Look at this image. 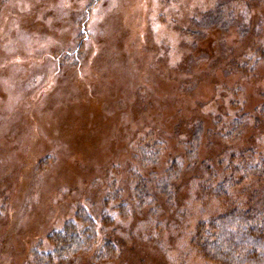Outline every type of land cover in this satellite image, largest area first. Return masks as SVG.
I'll list each match as a JSON object with an SVG mask.
<instances>
[{
  "label": "rangeland",
  "instance_id": "rangeland-1",
  "mask_svg": "<svg viewBox=\"0 0 264 264\" xmlns=\"http://www.w3.org/2000/svg\"><path fill=\"white\" fill-rule=\"evenodd\" d=\"M263 158L264 0H0V264L80 208L53 264H212L196 226Z\"/></svg>",
  "mask_w": 264,
  "mask_h": 264
},
{
  "label": "trees",
  "instance_id": "trees-1",
  "mask_svg": "<svg viewBox=\"0 0 264 264\" xmlns=\"http://www.w3.org/2000/svg\"><path fill=\"white\" fill-rule=\"evenodd\" d=\"M248 170L254 174L260 188L251 191L241 205L199 223L194 231L192 246L212 264H264V158L259 167L252 166ZM220 186L213 189L215 196H224ZM136 193L140 196L138 187ZM78 221L81 225L76 223ZM96 235V223L80 208L75 222L48 236L47 251H40V244L31 250L33 264H53L54 259L89 250ZM111 246L108 243L105 249Z\"/></svg>",
  "mask_w": 264,
  "mask_h": 264
}]
</instances>
